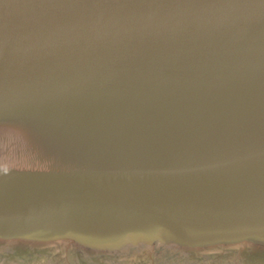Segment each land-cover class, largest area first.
<instances>
[{
	"label": "water",
	"instance_id": "water-1",
	"mask_svg": "<svg viewBox=\"0 0 264 264\" xmlns=\"http://www.w3.org/2000/svg\"><path fill=\"white\" fill-rule=\"evenodd\" d=\"M0 264H264V0H0Z\"/></svg>",
	"mask_w": 264,
	"mask_h": 264
}]
</instances>
